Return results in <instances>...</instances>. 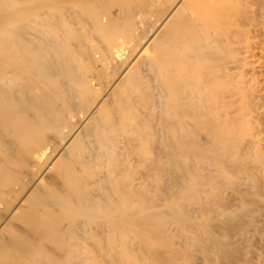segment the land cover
I'll return each mask as SVG.
<instances>
[{
	"label": "bare ground",
	"instance_id": "bare-ground-1",
	"mask_svg": "<svg viewBox=\"0 0 264 264\" xmlns=\"http://www.w3.org/2000/svg\"><path fill=\"white\" fill-rule=\"evenodd\" d=\"M0 264H264V0H0Z\"/></svg>",
	"mask_w": 264,
	"mask_h": 264
}]
</instances>
